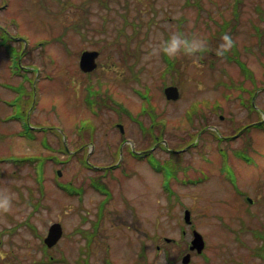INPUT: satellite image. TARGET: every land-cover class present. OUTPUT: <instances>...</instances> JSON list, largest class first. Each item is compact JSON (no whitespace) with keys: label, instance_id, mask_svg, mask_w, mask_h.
Listing matches in <instances>:
<instances>
[{"label":"rangeland","instance_id":"1","mask_svg":"<svg viewBox=\"0 0 264 264\" xmlns=\"http://www.w3.org/2000/svg\"><path fill=\"white\" fill-rule=\"evenodd\" d=\"M81 1L0 0V24L27 41L29 53L21 64L35 69L17 72L1 44L0 196L11 197L12 206L0 212V263L62 264L64 248L74 251L83 244L76 227H88L90 221L81 223L88 216L98 222L101 237L109 236L96 237L91 222L82 231L86 254L135 248L144 229L149 263L161 264L167 257L156 246L172 257L178 249L188 251L196 229L205 246L194 264H264V130L249 127L231 140L219 135H230L233 121L252 126L264 118V19L257 11L264 0H90L84 21ZM229 20L233 25L222 33L231 35L246 74L235 60L217 54L224 43L220 24ZM174 32L203 38L210 49L194 56L154 55L159 39ZM85 49L99 52L90 75L78 64ZM226 55H234L232 47ZM30 75L33 137L24 134L12 101L13 87L29 86ZM174 83L178 98L166 99L163 87ZM252 93L256 111L246 108ZM149 103L163 109L160 117L147 111ZM147 114L160 120L150 146L144 136L143 124L151 123ZM187 114L194 115L192 123ZM64 141L78 151L68 155L59 144ZM79 144L103 172L88 168L83 155L79 159L84 150ZM217 147L228 152L233 176L220 172L224 156ZM243 148L250 162L231 151ZM135 151L144 154L137 159ZM190 177L195 182L185 183ZM95 180L106 183L112 196L98 193ZM68 183L78 192L66 190ZM185 208L190 224L183 219ZM54 221L63 234L49 247L48 259L42 236Z\"/></svg>","mask_w":264,"mask_h":264},{"label":"flooded vegetation","instance_id":"2","mask_svg":"<svg viewBox=\"0 0 264 264\" xmlns=\"http://www.w3.org/2000/svg\"><path fill=\"white\" fill-rule=\"evenodd\" d=\"M253 123H255V122H253ZM249 125L250 124H248L246 126H249ZM237 127H238V125H236L235 122L233 121L231 129L235 130ZM241 130H242V127H241ZM241 130H239L236 133H231L230 135H224V137L230 136L232 138H236V136L240 135ZM218 149L221 150L220 153L222 154V156L227 157L228 152H226L227 153L226 154L224 151H222L223 150L222 147H219ZM89 153L90 152L88 150L86 151L84 149L83 151L80 152V157L83 155L84 158H88V160H89ZM133 153H134L133 155L137 159H139L138 156L143 155V153H140L141 154L140 155L139 151H135ZM235 158L238 159L239 157L235 156ZM223 164H227L226 158L224 159ZM88 165L90 166L88 168L92 167L91 169H93L95 171H102L103 172L102 168L95 167V164H92L90 160H89ZM108 165L109 164L102 165V166L106 167ZM189 167H190V165H189ZM110 169H111V167H110ZM187 169H189V168H186L184 170H187ZM223 169H225V167H220V171H222ZM108 173H110V172H108ZM184 182L185 183H194L193 178H191V177L186 179ZM102 186H104V188H101V189L95 188L96 191L102 195L110 193L109 197H111L112 196L111 191H110V189H108L109 186L106 183L102 184ZM124 196H125L124 200L126 201V195H124ZM175 200H178L177 195L175 197ZM127 204L129 205V208H131L130 199H128ZM104 210L106 211V207L104 208ZM107 213H110V211L107 210ZM107 213H104L105 215L104 214L103 215L106 216ZM81 219H82L81 223H88L90 221L89 226H91V222H92V225L94 223L95 236L96 237L98 236L100 239H104L106 237L108 238L109 234L101 237V234L98 233L99 228L97 226L98 222L96 224V220H94L88 216H83ZM98 221H99V219H98ZM88 227H82V226L76 227V229L80 233V236L82 237L83 244L80 247H78L77 249H74V251L72 249L70 250V248H64L63 253H62V260H61L62 264H66L65 259L68 256L72 257L71 258V264H152V263H149V258H148V247H147L148 246V242H147L148 239H147L146 230L141 229L139 231V234L136 238V240H138V246L135 248L129 247V249H128V247H127V248H123L122 250H118V249L111 247L110 249H107L104 252H102V250L100 248H98L94 252L88 251V253L86 254V252L83 249H84V243L87 242V240H86V238H84L82 231H84ZM8 230H12V229H8ZM14 230L15 229H13L12 231H14ZM192 233H193V230L191 231V234ZM129 239L131 240V242L128 245L132 246L133 245L132 237H130ZM166 239H169V238H166ZM134 244H136V243L134 242ZM0 245H1V243H0ZM156 251L158 254H160L162 251L163 256L167 257L166 261L161 263V264H194L193 260H194V256L196 255L195 250H190L189 246H188V251H185L183 249H178L173 257L170 255V250H168V249H165V252H164L162 250V248H160L159 246H156ZM187 253L189 254V257H188V260L184 262L183 256ZM96 255H99L100 257L94 258ZM0 264H7V263L1 262ZM16 264H18V263H16ZM20 264H31V263H20Z\"/></svg>","mask_w":264,"mask_h":264},{"label":"clouds","instance_id":"3","mask_svg":"<svg viewBox=\"0 0 264 264\" xmlns=\"http://www.w3.org/2000/svg\"><path fill=\"white\" fill-rule=\"evenodd\" d=\"M224 43L220 45L218 55H224L229 50L233 41L230 36L223 37ZM207 42L200 37L188 38L183 33L174 32L167 38L161 37L153 49L154 55H164L169 58H175L180 54L194 56L206 50ZM12 206V200L9 196H0V212H7Z\"/></svg>","mask_w":264,"mask_h":264},{"label":"trees","instance_id":"4","mask_svg":"<svg viewBox=\"0 0 264 264\" xmlns=\"http://www.w3.org/2000/svg\"><path fill=\"white\" fill-rule=\"evenodd\" d=\"M89 1L90 0H82L81 1V3H80V6L83 8V14H82V17H83V21H84V17L85 16H87V13H88V11H89V7H88V5H89ZM87 12V13H86ZM80 25H81V23L80 24H76L75 26H74V29H78L79 27H80ZM223 31V30H222ZM221 31V32H222ZM1 34H3V33H1ZM29 49H30V47H27L26 49H23V45H22V43H18V45H17V51L19 52V54H21V56H25L26 54H28L29 53ZM210 49V47L209 46H207L206 47V50H209ZM244 68V67H243ZM33 79H34V77L33 76H30V78L28 79V81H29V86H26V85H24V84H19V85H16L15 86V89H16V91H19V93H20V96H19V100H18V104H19V106H20V109H19V113H20V115H22V116H25L26 117V119L29 121V123H30V120H29V118H30V116H31V112H32V109H33V107H34V104L32 105V100H33ZM147 108V111L148 110H151L152 112H154V113H159V117H160V114L162 113V111H163V109H161V110H157V106H156V104H152V103H149V104H147V106H146ZM250 107V106H249ZM191 111V110H190ZM196 112H195V114H197V113H199L203 118L205 117V112L203 111V110H201V111H197V110H195ZM148 115V114H147ZM198 115V114H197ZM194 116V115H193ZM193 116L192 117H189L188 116V114H187V121L189 122V123H192V119H193ZM148 117H149V115H148ZM149 119H150V117H149ZM160 119V118H159ZM151 121V123L150 124H148V125H145V124H143L144 126H146V127H148V129L146 130V132H144V136L148 139L149 137V139H148V141H149V144H148V146H150L151 145V143L153 142V136H152V129L154 128V126L156 127L159 123H160V120H157V121H154V119L152 118V119H150ZM158 123V124H157ZM151 125H153V126H151ZM164 125H165V122H164ZM85 127H86V125H85ZM84 127V128H85ZM159 127V126H158ZM83 128V129H84ZM23 131H24V134L26 135V136H29V137H33V135L31 134V132H32V128H23L22 129ZM124 135H121V138L123 137ZM60 144V146H62V143L60 142L59 143ZM80 145V144H79ZM245 149H247V148H244V150L243 151H245L246 152V150ZM235 152H237L238 154H240L241 153V151H238V150H235ZM240 152V153H239ZM22 160H24V159H22ZM84 161V160H83ZM20 162H23V161H20ZM19 162V165H21V163ZM85 162V161H84ZM92 182V181H91ZM95 182H97L96 180H95ZM261 233H263V232H261ZM42 248H46L45 247V245L43 244V247Z\"/></svg>","mask_w":264,"mask_h":264},{"label":"water","instance_id":"5","mask_svg":"<svg viewBox=\"0 0 264 264\" xmlns=\"http://www.w3.org/2000/svg\"><path fill=\"white\" fill-rule=\"evenodd\" d=\"M98 55V51L96 50H85L81 53L79 59L80 68L83 71H91L96 66L95 58ZM165 95L168 99H176L179 95L178 88L174 85H169L164 89ZM120 130L122 131V125L118 124ZM184 219L186 222L190 221V212L188 209L184 212ZM62 234V227L59 222L52 223L47 231L46 236L44 237V242L51 246L53 245L61 236ZM204 247V239L202 235L197 231H193V237L191 239L190 249H196L197 252H201ZM189 254L184 255L183 261H187Z\"/></svg>","mask_w":264,"mask_h":264}]
</instances>
